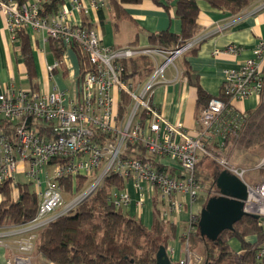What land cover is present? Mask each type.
Wrapping results in <instances>:
<instances>
[{"label": "built area", "instance_id": "2783aa9c", "mask_svg": "<svg viewBox=\"0 0 264 264\" xmlns=\"http://www.w3.org/2000/svg\"><path fill=\"white\" fill-rule=\"evenodd\" d=\"M42 1L0 0V13L10 38L14 39L20 27L30 28L43 41L52 37L68 47L82 48L93 69L77 78L75 94H67L66 88L56 84L51 91L8 84L0 92V185L7 183L15 198L16 176L20 174L31 182L38 198L32 219L0 227V247L8 251L1 264H32L37 231L87 199L110 172L123 179L122 187L110 188L108 200L115 208L130 207L134 202L133 216L141 219L145 206L152 212V197L157 195L161 215L176 222L184 206L189 205L181 195L188 196L190 204L197 199L200 183L195 178V166L201 155L247 185L243 209L258 214L264 226V180H247L250 171L263 166L264 159L246 167L224 153L228 137L236 136L245 123V112L234 101L258 98L261 93L264 39L257 40L253 56L238 68L224 70L221 97H211L200 107L191 134L182 122H168L151 97L155 85L166 81L165 69L199 43L197 35L173 49L109 46L101 42L94 29L70 21L72 10L87 11L83 0H70L72 9L64 6L48 16L38 12ZM103 5L102 0H89V6L96 10ZM142 54L152 58L153 70L142 82L126 80L123 62ZM63 63L61 58L46 63V75L52 78ZM121 93L130 98L123 114L118 109ZM138 147L144 149L143 155ZM80 177L86 180L77 190ZM65 180L70 182V191L63 188ZM186 213L184 230L178 236L183 241L177 238L183 254L172 259V264H202L201 255L189 247L196 214L191 209ZM174 251L172 246L167 247L168 253ZM254 252L259 264H264V241Z\"/></svg>", "mask_w": 264, "mask_h": 264}, {"label": "trees", "instance_id": "16d2710c", "mask_svg": "<svg viewBox=\"0 0 264 264\" xmlns=\"http://www.w3.org/2000/svg\"><path fill=\"white\" fill-rule=\"evenodd\" d=\"M141 1L119 0V2H116L115 0H108L113 5L118 17L126 16L121 6L122 3H139ZM152 1L165 11L174 10V15L179 21V29L178 31L167 29L151 34L150 47L173 49L184 44L197 33L199 8L196 0ZM206 1L211 6L229 11L232 14L239 13L249 3V0ZM63 4V0H43L38 12L45 16L52 15L60 11L64 7ZM103 7L105 5L99 9ZM80 13L81 25L86 29H91L92 25L88 21L87 14L83 10ZM28 29L30 28L24 26L16 29L14 39L11 40L19 41L24 73L28 80V84L24 88L36 90L38 88L36 86L35 63L30 39L38 41L41 36L37 33L39 35L37 37L36 32L32 29H30L31 34L27 31ZM45 44L47 48L54 52L55 58H62V53L68 48L62 41L52 37H48ZM70 47L76 57L78 65L77 78L79 80L83 73L91 71L93 68L82 48L78 46ZM60 67H56L54 72ZM123 67V77L126 80L142 82L151 73L154 65L151 57L142 54L124 61ZM186 73L188 81L192 82L191 73L188 70ZM62 74L65 75V71ZM262 79L263 87L258 97L257 106L250 111H245V123L242 130L236 136H230L234 137L232 140L236 144L238 142L243 143L246 148L257 143L264 144V65ZM195 86L197 87V105L203 106L212 96L206 95L199 84L195 83ZM218 96L221 97V93ZM119 101V113L123 114L130 103V98L128 95L121 93ZM230 137L228 139H231ZM138 148L141 150L139 154L143 155L144 149ZM208 159L210 158L201 155L195 166V178L200 183V188L194 203L200 206L205 203L207 194L201 192L203 184L199 175L209 178L211 185L214 186L213 177L221 170L216 165L217 170L214 174H210L207 169ZM85 180L84 177L78 178L77 190L81 189L80 185ZM113 185L122 187L123 179L116 173L110 172L87 199L70 211L57 216L37 231L33 251L39 254L44 264H156L155 254L159 246L164 245L167 248L176 237V223L161 215V206L158 204L157 195L152 197V223L150 227L145 226L140 219L130 215L123 208H115L108 200L110 188ZM63 188L70 191L68 180L63 182ZM17 192L14 198L12 189L7 183L0 185V227L25 223L36 214L38 198L31 182L18 181ZM195 216L197 219L193 224V229L189 232V247L196 251L193 244L198 242L202 245L201 251H197L201 255L202 264L205 262H213L214 264H259L254 252L256 245L264 241V226H262L259 218L245 215L233 225L232 230H223L215 240H209L202 237L198 231L199 212ZM249 236L254 238L253 241L247 238ZM231 237H236L239 240V251H234L230 247L228 240ZM180 240L183 241L179 237L178 241Z\"/></svg>", "mask_w": 264, "mask_h": 264}, {"label": "crops", "instance_id": "0c3cea01", "mask_svg": "<svg viewBox=\"0 0 264 264\" xmlns=\"http://www.w3.org/2000/svg\"><path fill=\"white\" fill-rule=\"evenodd\" d=\"M115 1L119 2V0ZM84 2L87 6L85 14L88 16V21L105 45L150 46L151 34L167 29L170 31H178L179 29V21L174 15V10L165 11L152 0H142L139 3H122L125 17H118L113 5L108 0L104 1L105 7L99 10L90 7L89 0H84ZM196 2L199 13L197 16L198 30L195 35L200 41L196 46L176 57L172 64L177 61L178 67L174 64L175 69L168 71L167 76H164L166 81L155 85L151 97L152 103L163 113L168 122H182L191 134L195 132L196 118L201 107L197 105L195 83L199 84L206 95L218 96L224 78V70L238 68L245 59L253 56L252 49L257 40L259 38L264 39V0H249L248 5L237 14L213 7L206 0H196ZM63 3V6L72 9L70 0H63ZM80 14V12L72 10L70 21L79 22ZM27 31L31 33L30 29ZM35 35L39 37L37 33ZM30 44L35 63L37 88L51 91L55 84L59 87L57 83L50 84L53 77L49 78L45 72L46 63H51L56 57L54 52L47 48L45 41L40 38L38 41L30 39ZM229 46H235L236 51H231ZM66 49L62 54H65ZM71 53L75 58L78 75L76 57L73 51ZM49 57L52 58L51 62ZM20 67L24 76L22 78L19 75ZM187 70L192 75V82H189L186 77ZM60 71L61 74L65 71V75L62 74V76L67 77L68 68L65 66V62L61 65ZM24 72L19 41L11 40L10 33L4 23V17L0 13V92L9 83L21 87V82H23L26 87L28 80ZM57 73L58 70L54 72V74ZM234 104L244 112L250 111L257 106L258 98L251 96L241 101H234ZM233 141L228 139L224 149L229 150ZM248 148L251 149V147ZM247 180L251 183H258L264 180V176H258L256 171H251ZM128 187L135 199L136 194L130 186ZM209 195L207 194V196ZM181 197L189 203L187 205L189 207L184 206L185 209L178 215V220L175 222L177 227L175 239L179 250L180 244L177 242V238L181 232L177 229L179 223L184 228L187 219L186 209H191L197 214L202 207V205L195 203L190 204L189 197L186 195H181ZM134 208L133 202L128 209L130 215H133ZM149 212L152 214L150 206ZM140 220L142 221V218ZM247 238L250 240L251 236ZM228 243L232 247L235 246L231 240ZM169 246L171 247L172 243ZM233 248L234 251H239L240 246ZM175 252L176 250L172 254L168 253L173 260L176 259L174 257ZM180 255H182L181 250ZM40 260V256H35L34 264H44Z\"/></svg>", "mask_w": 264, "mask_h": 264}, {"label": "water", "instance_id": "95a60500", "mask_svg": "<svg viewBox=\"0 0 264 264\" xmlns=\"http://www.w3.org/2000/svg\"><path fill=\"white\" fill-rule=\"evenodd\" d=\"M213 184L217 192L207 196L199 211L197 228L202 237L215 240L223 230H232L233 225L245 215L258 218V214H250L243 209L247 185L241 179L221 169L214 175ZM155 259L156 264H172L164 245L157 249Z\"/></svg>", "mask_w": 264, "mask_h": 264}, {"label": "rangeland", "instance_id": "374dc122", "mask_svg": "<svg viewBox=\"0 0 264 264\" xmlns=\"http://www.w3.org/2000/svg\"><path fill=\"white\" fill-rule=\"evenodd\" d=\"M71 52H72V49L68 47L66 49L65 54H63V56L61 58L65 62V66L68 68L67 77L62 76L60 68H59L58 73L54 74L53 79H51V83H50L53 85H54V83H57L61 89L66 88L67 94H75L76 88H77V66H76L75 58H74V56H72ZM48 59L51 62L52 58L49 57ZM174 64H175V66L178 67L177 61H175ZM174 64H170L166 68V72L163 74V76H167L168 71H172L175 69ZM19 71H20L19 72L20 77L21 78L24 77L21 67H20ZM25 85H26L25 83L21 82V88H24ZM230 138H231L230 140H232L234 137H230ZM224 153L226 156L229 157V159L231 161H233L234 163H236L238 165H244L246 167H254L256 164L260 163L264 159V144L257 143V144L251 145V149H249V148H246V146H244L243 143L238 142L236 144L235 141H233L232 147L229 150L224 149ZM216 165L217 164L213 159H211V158L208 159L207 169H208V172L210 174H214V172L217 170ZM252 171H256V174L258 176L262 175V177H263L264 176V164H263V166H261L257 169H253ZM199 176H200V179H201L202 184H203V188H202L201 192L204 194L206 193V194H210V195L214 194L216 188H215V186L211 185L212 183H211L210 179L205 177L204 175H199ZM16 177H17V180L19 182L26 181V178H24L20 174H18ZM17 193L18 192H16V194ZM123 209L125 211H128L129 207H123ZM142 222L146 226H149L152 223V214L149 212L148 206H145V210H144V213L142 215ZM166 230L168 231L169 229H166ZM182 230H183L182 224L179 223L177 231L182 233ZM229 240H231V242L234 243L235 246H233V247H239L240 246V242L236 237H231ZM229 240H228V242H229ZM250 240L253 241V238L251 237ZM170 243H172V247L176 250L174 257L177 258L179 256V252H180V250L178 248V243H176V239H173ZM193 246L196 249V252L197 251L200 252L202 249V245L198 242L196 244H193ZM230 247L232 249H234L231 245H230ZM6 254H8V251L5 248L0 247V259ZM182 254H183V251H182ZM35 256H39V254L36 253V251H33L32 255H31L32 264H34V257ZM175 260L176 259H174V261ZM40 261L42 263H44L42 259Z\"/></svg>", "mask_w": 264, "mask_h": 264}]
</instances>
